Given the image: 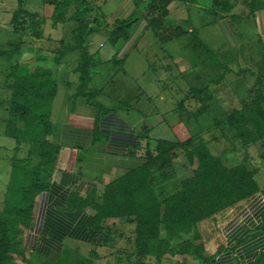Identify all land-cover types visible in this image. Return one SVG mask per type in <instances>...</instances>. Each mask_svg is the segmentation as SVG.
<instances>
[{
    "label": "trees",
    "instance_id": "obj_1",
    "mask_svg": "<svg viewBox=\"0 0 264 264\" xmlns=\"http://www.w3.org/2000/svg\"><path fill=\"white\" fill-rule=\"evenodd\" d=\"M25 1L21 2V9L14 13L11 23L16 32L13 34L21 33L19 30L25 26L21 15L26 13L30 25L36 29L35 38H40L45 20L38 12L31 13L24 9ZM173 1L176 0H150L143 18L133 15L127 20L116 21L115 28L108 30L110 41L118 43L129 40L134 27L142 19L146 21L147 29L154 32L162 43L181 39L186 35L181 27H177L173 35L167 32L162 37L159 35L165 29L167 8ZM42 3L54 7L51 18L54 28L69 22L78 25L74 32L75 44L56 51L59 54L55 59L59 64L67 53L79 52L81 59L76 71L81 74V93L90 76L88 68L92 56L87 45L88 35L96 31L91 25H97L99 18L91 20L95 10L88 0H42ZM233 7L231 2L226 1L221 10L228 15ZM250 8L251 13L264 9V0H252ZM195 42L210 52L197 37L189 47L194 46ZM22 45L25 44L21 43L19 50L14 48L5 55L13 58L15 54L12 52H20ZM5 55L0 52L1 57ZM34 61L35 66L17 61L6 82L11 92L8 112L12 118L8 120L5 136L14 140L17 148L12 159L5 206L0 211V264H16L11 256L13 253L23 256L19 248L22 228H34L36 198L48 191L54 164L60 153V147L48 140L52 128V104L58 85L51 70L41 65L45 61L43 57L36 56ZM256 84L258 88L249 91L243 109L233 111L225 121L239 135L245 151L264 143V75ZM207 101V98L202 100L200 110L191 116L187 113V118H198L208 113L205 106ZM185 107L182 102L180 111ZM20 124L23 126L19 127ZM177 149L184 150L187 161L185 168L191 170V174L184 179L177 177L172 165V153ZM256 175V171L250 170L245 163L228 168L222 157L213 155L204 140H159L156 149L148 150L142 157V164L106 187L101 203L97 202L95 195L85 200L76 199V202L78 208L91 207L95 212L88 223L96 237L97 247L108 246L122 236L116 225L107 224L108 220H126L134 223L133 252L141 264H146L148 257H154L160 264L166 256H181L182 264H188L189 260L215 264V258L205 254V246L195 243L199 239L198 225L260 192ZM164 184L171 186L172 191L156 189ZM192 233H195L194 238L181 239L183 235ZM175 239L179 242L173 245ZM98 258L96 252H92L89 259L68 252L58 264H96ZM250 264H264V251Z\"/></svg>",
    "mask_w": 264,
    "mask_h": 264
},
{
    "label": "crops",
    "instance_id": "obj_2",
    "mask_svg": "<svg viewBox=\"0 0 264 264\" xmlns=\"http://www.w3.org/2000/svg\"><path fill=\"white\" fill-rule=\"evenodd\" d=\"M189 1H176L175 5L183 7L181 3ZM234 1L237 3L238 0ZM231 3L234 6L230 15L232 17L224 20L228 23H242L245 19L251 21L258 45L257 48L254 46V51L264 57V9L254 13L250 10V17H247L245 12L235 14L236 4ZM245 4L250 5V2L246 0ZM45 7L48 10L51 6ZM144 12L139 10L133 0H125L109 16L103 15L105 21L113 23L127 20L133 15L143 18ZM63 26L51 28L54 30L51 33L63 38ZM148 31L146 21L142 19L134 27L131 38L126 41L112 43L109 31L100 32L106 34L109 45L101 44L97 53L89 49L91 56L99 55L101 64L95 66L92 63L89 66L90 76L81 93V74L76 71L80 61L79 52L75 56L77 66L75 61L67 60L74 52L67 53L59 64L52 55L42 56L45 61L40 62L41 65L51 70L58 85L52 104V128L48 140L60 147V153L54 164L48 191L36 198L34 228L20 239L19 248L24 252L25 264H58L68 252L82 258H90V254L96 252L99 257L96 264H131L134 257L132 240H126L131 244L132 251L125 249L123 254L122 250L117 249L118 244L126 238L123 228H118L122 236L115 242L97 247L96 237L88 223L95 212L91 207L78 208L76 199L85 200L95 195L97 202L101 203L106 187L142 164V157L148 150L154 151L159 140L178 139L184 142L193 135L191 133L194 129L191 131V126L196 118L181 117L180 101L175 102L173 99L175 106L167 109L154 104L158 100L165 102L164 93L159 92L167 87L164 81L169 79V71L163 74L160 73V68L154 69L155 66H128L134 54L144 52L141 46ZM244 36V30L236 35L237 46L243 45ZM47 49L53 51L50 47ZM47 49H43L44 53ZM244 51L246 50L242 54ZM261 66L264 67V61L253 68H226L220 76L221 82H224L222 85L238 79H252L255 82L258 76L254 73L263 74ZM204 67L209 69L214 66ZM191 69L187 67L185 75L197 78L198 69L195 66L194 70ZM191 72L194 74L190 75ZM68 74L70 77H66ZM210 76L211 74L208 78ZM157 86H161V89H157ZM193 89L190 93L196 92ZM225 157L222 155L226 165ZM257 161L256 167L245 164L258 174L264 169V154H260ZM263 187L264 182L260 186V192L253 197L198 225L201 244L209 252L208 255L215 258V264H250L264 251ZM191 235H183L181 239H190ZM173 241V245H176L178 242L175 241L179 240ZM224 250L228 251L223 252ZM118 257L121 259L118 260ZM178 257L181 258L170 257L165 262L172 264Z\"/></svg>",
    "mask_w": 264,
    "mask_h": 264
},
{
    "label": "rangeland",
    "instance_id": "obj_3",
    "mask_svg": "<svg viewBox=\"0 0 264 264\" xmlns=\"http://www.w3.org/2000/svg\"><path fill=\"white\" fill-rule=\"evenodd\" d=\"M22 1L25 0H0V52H4L5 55V52H10L14 48L16 51L19 50L21 43L25 44L24 46L22 45V50H20V52H12V54H15L12 56L13 58L6 55L5 57L3 56L4 58L0 56V211H3L5 206L7 187L12 170V159L17 148L16 142L5 136L9 123L8 120L12 118L8 112L11 92L6 86L7 79L12 73V67L17 61H20L22 64L35 66L34 58H36V56H46V54H48L56 58L55 56L59 54L56 51H60L61 48L65 49L75 44L74 32L78 27L75 22H69L63 26L64 28L62 27L63 38L57 37L55 33H51L54 31L51 29L54 28L53 21L51 20L54 7L50 5L51 7L47 10L45 7L47 4L44 5L42 0H29V2L26 0L27 2L25 1L26 3H24L23 6L24 9L29 10L31 13L38 12L41 18H44L45 21L41 26L43 32L40 38H35L36 29L30 25L29 16L23 13L21 19L22 22L25 23V26L19 30L21 33L14 35L13 33L16 32V28L11 22L15 11L21 9ZM88 1L95 10V12L91 14V20L99 18V22L97 25H91L96 31L88 35L89 40H87V45L90 51L97 53V50H100L101 44L106 46L109 45L106 34L100 32L110 31L115 28V22L108 23L104 20L103 14L109 16L110 13L118 7L119 3L121 4V2L123 3L125 0ZM133 1L137 4L140 11H145L150 2V0ZM176 1H173L170 6H168V17L164 21L165 29L159 32V35L162 37L163 33L166 32L169 33V35H173L177 27L183 28L186 35L181 39L164 44L158 39L159 37H156L154 32L149 30L146 32L145 41L141 46L144 52L134 54L128 66H155L154 69H161L162 71H160V73L163 74L169 71V79L164 81L165 84L167 83V87L159 92L164 93L165 102L161 103L160 100L157 99L158 102L154 104L158 107L167 109L175 106L173 99L175 102H184L186 109L182 110L181 108V117L184 119L187 118V113L190 115L200 110L203 104L202 100L206 98L209 99L205 105L209 112L202 116L200 115L201 118H196V122L192 120L195 123L191 126V131L194 130L191 133L193 135L190 139L195 142L204 140L213 155L219 157H222V155L223 157L226 156L225 160L228 168H234L242 163H246L248 167H256L259 161H257L258 156L264 154V150H262L264 148L262 144L264 143H260L249 149V151H245L239 135L236 131L231 130L226 125L225 121L233 111L243 109V104L249 96V91L252 88H258L256 80L259 81L260 76L264 75V67L262 68L261 66L263 74H256V69L254 70L256 72L254 74L258 76L257 79L254 80L255 82H253L252 79L245 81L238 79L230 80L225 85H222L224 82H221L222 79L220 78L226 68L235 70H241L242 66H251V68H253V66H257L260 61H264L262 54H258L257 51H254V46L257 48L258 45L254 37L255 31L252 29V22L245 19L242 23L235 21L233 23H228V21L224 19L231 18L232 16L230 17V15L232 12L227 15L221 10V7H223L226 1L234 2V4H236L235 14H243L245 12V15L250 17V5L245 4L246 0H238L237 3L234 0H190L189 3L180 2L183 4V7H180L175 5ZM217 2L218 4L216 5ZM247 2L251 3L252 0H247ZM161 12L162 11H160V15ZM58 26L60 27L62 24ZM242 30L245 31V36L242 41L244 46H237V44H235V37L237 34H241ZM195 37L203 42L209 48L210 52L206 51L202 46L200 47L199 42H195V45L193 44L194 46L189 47L190 42L192 43ZM231 46H234V48H231ZM46 47H50L53 51L50 52ZM40 48H42V50ZM43 49H47V52L44 53ZM243 50H246L244 54H242ZM77 54V52H74L67 58L69 61H75V66L79 64L77 63L76 65L75 56ZM79 59H81L80 54ZM92 63L95 66L101 64L99 55L97 57L92 56L91 65ZM38 65H40V63ZM194 66L196 70L198 69L196 71L197 78H188L184 72L187 71V67H191V70H194ZM204 66L214 67L206 69ZM238 66H240V68H238ZM193 74L194 73L191 72L190 75ZM210 74L211 76L208 78ZM245 75H247V73L243 74V76ZM66 77H70V74ZM163 78L165 79V76H163ZM157 89H161V86H157ZM192 89L196 92L190 93ZM62 90L65 89L62 88ZM110 91L112 92V90ZM109 94L110 93H107V95ZM190 95L192 96L188 97ZM217 122H219V125H217ZM22 126V124L19 125V127ZM21 157L23 156L21 155ZM186 163V153L183 149H177L172 153L174 173L181 179L191 174V170L185 168ZM253 171H255V169H253ZM256 180L261 186L264 182V169L257 174ZM156 189H163L167 192L172 191L171 186H168V184H164L163 186L158 185ZM108 223L114 224L117 228H123L124 230L123 232L126 238L118 244L117 249L122 250L123 254L125 249L132 251L131 244L127 243L126 240L129 239L133 242L135 238L133 236L135 228L134 223L125 220L107 221V224ZM22 230V236L24 237V234L29 230H26L24 227ZM197 232L199 239H197L195 243L200 244L202 237L200 231L197 230ZM194 236L195 233H192L191 239L194 238ZM23 237H20V239ZM227 251L228 250H224L223 252ZM86 253L85 251V254ZM205 254L210 256L207 250H205ZM11 256L15 259L16 264H25L23 262L24 254L22 257L17 253H13ZM133 256L131 264H141L139 258L136 257V255ZM121 257L123 259L124 255ZM121 257H118V260L121 259ZM167 258H170V256H166L160 264H168L165 262ZM182 262L183 257H178L172 264H182ZM145 263L158 264V261L154 257H148L145 259ZM188 264L205 263L201 261L192 263V260H189Z\"/></svg>",
    "mask_w": 264,
    "mask_h": 264
}]
</instances>
